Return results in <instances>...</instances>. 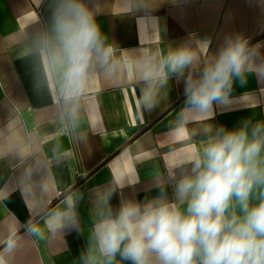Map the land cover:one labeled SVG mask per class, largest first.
Masks as SVG:
<instances>
[{
	"label": "clouds",
	"instance_id": "1",
	"mask_svg": "<svg viewBox=\"0 0 264 264\" xmlns=\"http://www.w3.org/2000/svg\"><path fill=\"white\" fill-rule=\"evenodd\" d=\"M167 2L148 0L144 7ZM47 9L46 20L32 21L38 28L18 36L17 58L26 62L35 93L55 92L61 127L84 144L92 82H126L125 50L102 28V0H47ZM211 43L190 33L132 58L141 121L170 103L173 84L182 85L183 102L168 130L188 150L163 169L153 167L143 196L135 191L144 183L139 179L94 185L86 223L78 209L84 194L64 197L36 220L15 218L0 233V264H14L27 242L47 243L73 231L84 240L75 264H264V119L244 118L233 127L213 123L231 107L236 84L264 78V44L240 32L226 34L214 52ZM28 176L24 167L16 180L22 200ZM10 195L0 198L5 213Z\"/></svg>",
	"mask_w": 264,
	"mask_h": 264
},
{
	"label": "crops",
	"instance_id": "2",
	"mask_svg": "<svg viewBox=\"0 0 264 264\" xmlns=\"http://www.w3.org/2000/svg\"><path fill=\"white\" fill-rule=\"evenodd\" d=\"M148 0H102V28L124 49L126 82L97 77L87 101V142L69 139L59 123L55 92L49 96L32 90L26 62L17 58L15 41L47 19V0H0V233L15 218L33 220L49 206L70 195L84 194L78 205L83 222L89 219L88 193L94 185L115 179L144 181L136 186L140 196L151 187L148 175L154 166L163 169L169 160L188 150L180 138L172 139L168 121L183 102V87L173 84L170 103L143 121L135 111L137 89L132 86L133 57L145 48L157 49L178 43L195 33L210 38L215 51L226 34L243 33L252 44H264L262 0H171L151 10ZM31 26V27H30ZM166 28V33L163 29ZM264 50V49H262ZM117 55H121L117 52ZM231 107L218 112L213 123L236 126L242 119H264V78L250 77L245 87L235 85ZM59 146L60 151L53 153ZM62 153V155H61ZM27 167L29 188L24 198L17 190L20 170ZM31 192V196L28 192ZM130 190L125 189V194ZM14 193V194H13ZM112 204H118L114 198ZM14 214V215H13ZM84 240L73 231L51 241L27 242L14 264H75Z\"/></svg>",
	"mask_w": 264,
	"mask_h": 264
}]
</instances>
